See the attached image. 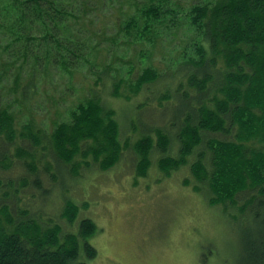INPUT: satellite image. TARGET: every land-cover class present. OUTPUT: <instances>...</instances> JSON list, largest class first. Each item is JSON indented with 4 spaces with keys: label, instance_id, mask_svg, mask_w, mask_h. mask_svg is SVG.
<instances>
[{
    "label": "trees",
    "instance_id": "trees-1",
    "mask_svg": "<svg viewBox=\"0 0 264 264\" xmlns=\"http://www.w3.org/2000/svg\"><path fill=\"white\" fill-rule=\"evenodd\" d=\"M167 3L152 0L143 7L136 5L126 16L122 9L118 17L123 36L135 45L149 43L154 48L168 30L176 52L164 73L148 65L121 83H115L111 74L110 80L95 76L84 90L86 95L68 110L67 119L54 124L48 138L31 121L19 129L12 104L0 92V149L14 144L18 135L43 134L59 166L71 164L75 172L82 165L109 170L128 143L121 140L116 110L104 105L101 88L108 85L114 96L136 98L128 121L139 112L148 122L142 132L133 134L138 141V174L146 175L153 149L167 176L195 154L190 164L196 181L193 190H204L209 206L224 205L227 213L229 204L236 200L242 204L237 214L227 216L248 221L240 230L235 264H264V147L254 145H264V0ZM103 5L105 9V0H0L1 54L7 57L0 63V87L13 80L17 91L25 80L20 90L24 99L48 69L73 77L84 66L96 68L87 40L94 35L85 38L78 27L81 19L96 15ZM150 55L149 51L148 59ZM170 129L177 134L169 135ZM154 133L156 140L151 137ZM174 147L177 152L171 156L168 152L174 153ZM1 152L0 264H91L97 256L90 242L98 231L96 223L79 218L80 208L73 201L65 203L61 216L69 225L76 224L74 230L31 217L28 208L24 211L29 213L23 215L22 208L14 215L5 200L15 204L19 189L15 183L3 184L1 172L10 167ZM22 171L13 181L26 175L25 186L34 187L31 180L39 186L36 169ZM38 191L44 197L45 190Z\"/></svg>",
    "mask_w": 264,
    "mask_h": 264
},
{
    "label": "rangeland",
    "instance_id": "rangeland-1",
    "mask_svg": "<svg viewBox=\"0 0 264 264\" xmlns=\"http://www.w3.org/2000/svg\"><path fill=\"white\" fill-rule=\"evenodd\" d=\"M151 1L105 0V9L103 5V10H97L96 15L92 13L89 19L79 21L78 28L85 38L89 34L94 35L87 40L92 49L90 60L96 64V68L89 70L84 66L73 77L56 69H48L40 74L36 86L28 89L24 99L20 90L25 80H21L17 91L13 80L4 81L0 92L12 104L18 128L31 121L37 128H43L47 136L56 122L67 119L68 110L86 95L84 90L95 76L110 80L111 74L115 83H121L122 79L129 80L131 73L148 65L164 73L167 62H170L168 59L176 52L168 30H164L163 37L152 48L149 43L138 42L135 45L132 40H126L118 22L122 9L126 16L127 11L135 10L136 5L143 7ZM178 1L167 0L168 3L164 5L174 6ZM3 40L2 37L0 63L7 61V57L1 54ZM149 51L151 55L148 59ZM140 52L145 54L140 55ZM104 66H107L106 71H103ZM108 89V85L101 88L104 105H111L116 110L121 140L128 143L120 160L107 171L82 165L75 172L71 164L62 162L59 166L60 162L43 134L18 135L14 144L0 149L2 155L8 158L6 167H10L1 172L3 184L15 183L19 189L15 193L18 197L15 204L12 199L5 198L12 205L14 215L23 208V215L30 212L29 216H36L43 222H58L64 230H74L76 224L69 225L61 216L65 203L73 201L80 208L79 218H91L98 228L97 233L90 237V242L97 249V256L90 260L91 264H235L240 230L248 221L242 217L228 219L227 216L237 214L242 204L239 200H236V204H229L227 213L224 205L209 206L204 190H193L196 181L192 177L190 164L195 160V154L187 156V164L167 176L159 169L160 155L152 154L153 149L146 175L138 174L135 149L138 141L133 134L142 132V127L147 126L148 122L139 116V112L133 113L128 121L130 104L136 98L128 101L112 95ZM165 106L168 107V104ZM146 108L150 107L144 106ZM148 121L157 124L154 120ZM176 132V129L168 131L169 135H176ZM151 137L156 140L157 135L154 133ZM254 145L264 147L260 142H254ZM173 150L174 153L168 154L175 155L177 149ZM24 167L38 171L39 186L32 180L30 183L34 187L25 186L23 180L28 182L26 175L22 176L23 180L13 181L24 173ZM188 179L190 185L186 183ZM38 189L45 190L42 193L44 197L38 196ZM24 208H28L29 212Z\"/></svg>",
    "mask_w": 264,
    "mask_h": 264
},
{
    "label": "bare ground",
    "instance_id": "bare-ground-1",
    "mask_svg": "<svg viewBox=\"0 0 264 264\" xmlns=\"http://www.w3.org/2000/svg\"><path fill=\"white\" fill-rule=\"evenodd\" d=\"M137 153V152H136ZM56 162V161H55ZM66 233V232H65Z\"/></svg>",
    "mask_w": 264,
    "mask_h": 264
}]
</instances>
